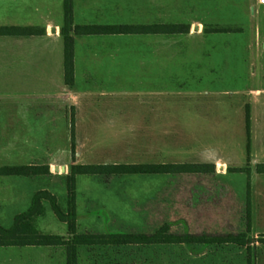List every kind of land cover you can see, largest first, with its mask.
<instances>
[{
  "label": "rangeland",
  "instance_id": "obj_1",
  "mask_svg": "<svg viewBox=\"0 0 264 264\" xmlns=\"http://www.w3.org/2000/svg\"><path fill=\"white\" fill-rule=\"evenodd\" d=\"M159 1L164 25L189 24L193 42L188 48L183 39L179 45L178 37L166 36L162 59L210 63L211 93H165L158 133L150 131L156 118L146 115L149 102H96L102 108L95 116H86L70 101L53 103L51 116H44L48 110L42 107L27 116L28 110L4 102L0 167L44 165L50 175L0 177V224L10 228L14 217L28 209L30 202L18 204L16 193L24 198L46 190L66 215L73 165L213 163L212 175L76 176V230L153 234L168 226L178 234L246 233V247H84L78 264H264V175L256 172L264 164V6L258 0ZM123 3L139 14L118 23H156L141 18L144 0ZM43 206L44 214L34 220L36 229L67 238V226L50 203ZM24 250L0 248V264H8L1 255ZM55 250V264H65L64 247Z\"/></svg>",
  "mask_w": 264,
  "mask_h": 264
},
{
  "label": "crops",
  "instance_id": "obj_2",
  "mask_svg": "<svg viewBox=\"0 0 264 264\" xmlns=\"http://www.w3.org/2000/svg\"><path fill=\"white\" fill-rule=\"evenodd\" d=\"M158 1L144 0L140 3V15H144L141 18L156 23L127 24L118 22L134 19L133 12H139L126 9L123 0H72L73 26L164 25L163 4L159 1L158 9ZM63 3L64 0H0V27L33 30L29 35L0 36V86L5 88L0 92V106L4 102L16 103L15 106L18 104V107L28 110L27 116H34L32 111L42 107V110H48L43 115L51 116L53 103L67 104L70 101L72 107L85 111L83 114L86 116H95V110L102 108L96 102H128L134 99L150 103L146 104V115L156 118L150 131L158 133L162 126L158 118L164 117L165 93H211L210 63L162 59L166 36L178 37L176 41L179 45L181 38L183 45L190 48L193 42L189 24H184L189 26L185 34H71L74 80L72 85H66L63 39L60 35L64 19ZM220 78L221 72L217 79ZM133 82H137L138 87L133 88ZM14 195L18 204L30 202V208L33 194L24 198L17 193ZM84 247H79L78 253ZM15 248L27 250L1 255L8 264H55L53 254L59 247ZM64 260L66 264V255Z\"/></svg>",
  "mask_w": 264,
  "mask_h": 264
},
{
  "label": "trees",
  "instance_id": "obj_3",
  "mask_svg": "<svg viewBox=\"0 0 264 264\" xmlns=\"http://www.w3.org/2000/svg\"><path fill=\"white\" fill-rule=\"evenodd\" d=\"M64 19L60 35L63 39L64 82L70 86L74 80L73 36L88 35H139L163 33L165 35L185 34L188 25L172 24L160 26L134 25H84L73 26L72 0H64ZM215 31L214 33H219ZM32 29L0 27V36L29 35ZM247 115V125L249 124ZM74 150V147H73ZM249 151V147H248ZM256 172L264 175V164L256 166ZM215 173L212 163H164V164H112V165H73L67 177L68 208L66 215L57 204L54 195L44 190L37 192L30 208L15 216L12 226L6 229L0 225V247H64L66 264H78V248L130 246L133 244L151 246H208L217 244H235L246 247V233L227 234H178L172 233L168 226H162L153 234H78L76 230L75 178L76 176H126V175H210ZM50 174L48 166L17 165L1 166L0 177H44ZM49 202L58 220L67 226L68 237L40 233L34 220L44 214L43 202ZM250 221H247V232ZM247 249H249L247 247Z\"/></svg>",
  "mask_w": 264,
  "mask_h": 264
},
{
  "label": "built area",
  "instance_id": "obj_4",
  "mask_svg": "<svg viewBox=\"0 0 264 264\" xmlns=\"http://www.w3.org/2000/svg\"><path fill=\"white\" fill-rule=\"evenodd\" d=\"M260 6H264V0H258Z\"/></svg>",
  "mask_w": 264,
  "mask_h": 264
},
{
  "label": "water",
  "instance_id": "obj_5",
  "mask_svg": "<svg viewBox=\"0 0 264 264\" xmlns=\"http://www.w3.org/2000/svg\"><path fill=\"white\" fill-rule=\"evenodd\" d=\"M54 170L57 172L59 170V168L58 167H55ZM61 170H62V172H64L65 171V168L62 167Z\"/></svg>",
  "mask_w": 264,
  "mask_h": 264
}]
</instances>
